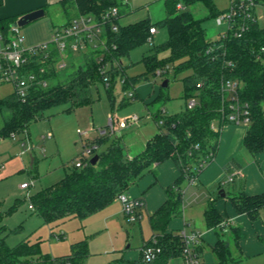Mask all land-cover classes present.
<instances>
[{"label": "trees", "instance_id": "1", "mask_svg": "<svg viewBox=\"0 0 264 264\" xmlns=\"http://www.w3.org/2000/svg\"><path fill=\"white\" fill-rule=\"evenodd\" d=\"M2 1L0 0V5ZM60 3L65 11L73 5L77 14H92L97 19L113 5L119 8L121 14L120 6L123 4L121 0H61ZM177 3L182 7L178 8ZM195 3H202L207 16L211 17H216L225 10L217 8L214 0H164L165 16L157 22L143 18L128 24L118 23L115 31L106 25L104 36L107 49L102 52L101 63L109 64L106 70L108 84L102 80L99 71L101 63L97 59L100 50H87L81 52L83 63L78 65L66 81H57L47 86L35 84L29 88L24 99L17 97L14 90L0 98V113H10L0 128V136L10 135L26 127L30 121L40 117L44 109L53 105L70 102V109L89 102L91 86L99 80L111 92L119 77L122 80L121 89L125 91L139 79H146L148 73H154L156 68L163 66L158 58L159 52H168L167 61L173 63L175 74L190 70L182 78V96L185 100L194 98L195 105L191 108L185 106L177 113L163 115L161 124L158 123L160 132L147 140L142 151L129 156L120 143L113 139L98 154L95 164L87 162L81 168L73 165L61 180L30 196L34 211L44 223L51 224L68 217L83 218L98 211L116 199L119 193L126 192L151 166L171 157L180 167L181 173L167 188L166 200L149 215L153 233L145 242L155 238L160 252L150 262H143L142 257L141 261L144 264H165L168 258L181 254L182 237L178 233H167L165 229L174 216L181 214V183L187 180L188 174L197 168L207 153L215 154L217 149L220 132L212 130L210 122L220 118L219 87L222 78L241 83L239 98L249 106L250 121L243 139L244 147L252 154L264 151V50H260L261 47L264 49V26L261 27L254 21L249 23L248 29L241 36H236L234 29H227L224 37L220 35L215 39H208L201 19L195 17L189 9ZM18 17L13 15L0 18V33L7 36L10 25ZM157 25L166 28V39L143 55V73L125 76L121 56L146 42L151 37L150 27L156 28ZM50 57V61L58 57L53 47L50 49ZM50 61L48 60L49 63ZM31 62L28 68L35 72L40 65L45 64L34 57ZM56 71L50 66L41 77L49 79L56 75ZM159 97L163 95L159 94L157 98ZM106 138L107 135L101 136L96 141L100 144ZM195 144H198L197 148L194 147ZM233 162L231 160L230 164ZM134 199L143 204L142 198ZM232 203L238 213H246L249 218L254 219L259 210L264 208V192L254 195L241 193L232 198ZM142 204L137 207L139 216ZM204 218L209 228L218 227L223 222L212 204L205 208ZM4 231L0 226V264H82L88 253L86 240H78L70 244L68 253L56 257L39 254L35 245H29L25 241L13 246L7 245V234ZM199 246L196 247L198 255ZM34 254L39 256L31 259L30 256Z\"/></svg>", "mask_w": 264, "mask_h": 264}, {"label": "rangeland", "instance_id": "2", "mask_svg": "<svg viewBox=\"0 0 264 264\" xmlns=\"http://www.w3.org/2000/svg\"><path fill=\"white\" fill-rule=\"evenodd\" d=\"M214 1L221 8L227 5L229 0ZM120 9L123 13L119 18L122 24L135 22L143 18H149L152 22H157L165 16L164 0H127V4L123 3ZM189 9L195 17L201 19V25L204 27L208 39H215L226 30V22L223 20L218 24L216 17L207 16V11L202 3H195ZM69 12L68 15L62 13L61 6L54 3L45 10L43 17L24 26H18L19 34L24 38L23 45L29 47L42 43H30L33 32L37 31L38 28L43 29L37 22L47 21L46 23L49 26H47V30H49L51 26L58 27L71 17L73 12ZM258 23L260 26L264 25L262 16L259 17ZM156 29V33L151 34V41H146L130 50L128 54L121 56L120 62L125 76H133L145 71L142 61L143 55L149 53L155 45L163 42L167 37L165 27L157 25ZM49 39L47 38L45 41ZM64 54L66 66L58 69L56 75L48 79L49 85L57 81H66L75 72L78 65L83 63L81 52L65 51ZM167 56V51L158 53V58L162 61L163 67L168 66V71L165 74L159 75L150 72L147 74L146 79H139L125 91H122L120 87L119 77L116 78L111 92L99 80L91 86L89 102L75 105L70 109H68L70 102L53 105L44 109L41 116L30 121L26 127L15 131L14 137L11 135L0 136V166H2L0 169V226L5 229L4 232L7 234L5 237L7 245L13 246L25 241L29 245H35L39 254L59 255L69 251L70 243L77 239V232L82 233L84 231L81 237L88 241V261L90 263H114L115 257H119L124 253L133 254L137 251L136 243L139 237L136 238V235L129 230L130 226L128 224L127 226L123 224L124 228H120L112 223L109 230L103 232L93 231L90 234L86 232L85 228L87 218H91L88 215L81 220L71 218L46 224L34 209L29 208L30 196L40 189L61 180L65 172L73 167L74 159L80 155L82 142L87 141L84 136H82L84 139L81 140L82 137H79L77 130H88L90 125L94 127L107 125L110 94H113L116 101L119 102L118 100L123 95L127 97L124 93L129 90L133 91V98L127 97L125 98L127 99L126 103L120 105L116 103L114 105L112 117L116 120L135 114L138 116V120L124 127H119V130L109 134L105 140L97 144L91 155L99 154L105 150L115 137H118L125 153L129 151V153L135 154L138 152L135 147L140 139L149 137L159 131V118H162L165 114L180 112L185 108L186 100L182 96V78L188 75L190 70L175 74L173 63L167 61ZM164 79H167V85L161 86ZM12 87V83L1 81L0 98L8 94ZM159 94H162L163 97L157 98ZM9 114V111L0 113V128ZM116 124L117 121H115ZM235 127L247 129L248 124L224 122L221 125V132L223 131V135H225L228 130L230 131ZM47 133L50 135L47 136ZM95 135V132H91L85 136L92 138ZM238 146L239 149L245 150L241 140ZM216 154L217 151H215L210 163L214 162ZM208 165L205 164L202 170ZM202 170L193 183L189 184L188 180L183 181L182 189L184 193L186 186L198 183L197 179ZM31 181L34 185L31 183L26 188L20 187V183H30ZM231 183L226 184L225 182L223 184L222 182L221 188L226 189ZM185 201L186 199H184V203ZM196 201L198 203L199 199ZM260 217L264 223V210L261 211ZM142 223L143 237L147 238L150 230L144 213ZM222 234L230 246L233 247L232 231L222 232ZM260 243L263 244L262 241ZM112 247L119 249L118 252H112ZM39 254H34L30 258L36 259ZM232 255L236 257L240 254L234 250ZM236 264H264V252L247 258L242 256Z\"/></svg>", "mask_w": 264, "mask_h": 264}, {"label": "crops", "instance_id": "3", "mask_svg": "<svg viewBox=\"0 0 264 264\" xmlns=\"http://www.w3.org/2000/svg\"><path fill=\"white\" fill-rule=\"evenodd\" d=\"M60 1L61 0H3L2 4L0 5V18L13 15L20 16L25 12L40 7L44 9V16L45 10L50 5L58 3L61 6L62 13L68 15L70 13L69 11L73 12L71 14L72 16L66 19L64 22L66 23L68 20H70V18L77 15V10L75 6L70 5L65 11L64 6H62ZM121 1L127 4V0ZM255 1V22L259 25V17L262 16L264 18V6H262L264 4V0ZM229 2L230 0L228 3ZM228 3L221 8H219L217 5L216 6L219 9H226L228 7ZM122 14L123 13L121 10L120 16H122ZM120 21L121 19H118V22L122 24ZM46 22L47 21L45 20L37 22L38 25H41L43 29L38 28L37 31L33 32V36L30 38L32 42L30 40V43L43 42L47 40V38H50L49 35L51 36L54 26H51L49 30H47L48 23ZM13 90L14 89L12 87V90L8 94L12 93ZM110 96V108H108L109 115L112 114L113 107L116 103L120 105L127 102V99H125L127 97L124 95L120 100H118L119 102L116 101L113 94ZM117 120L118 119H116V121ZM77 122L79 121L77 120ZM92 126L93 125H90L89 129ZM119 129L120 128L116 126L114 131L109 130L107 136ZM247 129L235 127L230 131L228 130V133L225 134L226 136L223 135V131H219L220 134L216 149L217 154L214 162H208L206 164L209 165L199 174L197 179L198 183L186 186L184 193L185 195L183 194V206L181 214L174 216L166 226L165 232L167 233L179 234L182 230H184L186 233L197 232L200 235L199 258L201 264H236L238 261H240L242 256L247 258L259 255L260 253L264 252V223L262 222V219H260L261 211H263L264 208L259 210L257 217L251 219L246 213H238L232 203V198L238 196L241 193L254 195L264 192V151L252 154L244 147L243 139ZM91 132L94 131H90L89 134ZM158 132H160V128L159 131L153 133L151 136L140 139L135 149L138 150V152L142 151L147 140L152 138V136ZM223 136H225L224 140H222ZM114 139L118 141V137H115ZM240 140L245 150L239 149L238 144ZM126 154L129 156L134 155L129 153V151H127ZM231 160L234 161L233 164H230ZM226 165L227 168H225ZM180 173V167L176 161L169 157L163 162L151 166L136 183L131 185L126 190V193L130 197H140L143 200V204L139 207L140 216L135 221L129 222L126 220L123 213L122 204L117 198L98 211L88 215V217L91 216V218H87L88 220H86L85 228L86 232L89 234L93 231L103 232L104 230H109L110 225L113 223L120 228H124L123 226H127L128 224L130 226L129 230L136 235V238L137 236L139 237L136 243V252L133 254L124 253L119 257H115L114 263L110 264H144L141 261V246L150 239L153 233L148 217L166 200L167 188L180 175ZM229 176H232V180L226 181ZM222 182L223 184L225 182L226 184L229 182L232 183L229 184L226 189H222ZM22 183H20V185ZM31 183L33 184L31 181L28 183V186ZM181 185H183V182ZM184 199H186L185 203ZM197 199H199L198 203L197 201L195 202ZM209 204H212L215 207L223 220L222 225L215 228L207 227L205 222L204 210ZM143 213L146 216L150 230V234L147 238L143 237ZM71 218L76 219L78 217H68L65 219ZM78 219L81 220L82 218ZM217 229H219V231H217ZM229 230L233 233V247L230 246L222 234V232H228ZM82 233L84 234V231ZM82 233H80V231L77 232V239H74L73 242L78 240H86L85 238L81 237L83 235ZM260 241H262L263 244H261ZM86 242L88 253L83 258L82 264H96L90 263L88 261L89 246L87 240ZM118 250L119 249L113 247L111 249L112 252H118ZM234 250L240 255L233 257L232 253ZM65 253H61L59 255ZM59 255H53L51 257H56ZM151 264H156V262ZM165 264H184V261L181 254H178L168 258Z\"/></svg>", "mask_w": 264, "mask_h": 264}, {"label": "built area", "instance_id": "4", "mask_svg": "<svg viewBox=\"0 0 264 264\" xmlns=\"http://www.w3.org/2000/svg\"><path fill=\"white\" fill-rule=\"evenodd\" d=\"M254 0H230L229 6L223 12L216 16V22L220 24L223 20L226 22V30L234 29L236 36H241L249 26V23L255 21L254 15ZM176 6L181 8L182 5L177 3ZM120 17L119 8L115 5L109 7L103 12L99 19L92 14H77L70 18V20L58 27H53L50 39L44 41L38 45H31L26 47L23 45L24 38L19 34V27L11 24L8 30L7 36L0 33V81L12 83L14 92L17 97L24 99L30 87L35 84L47 86L49 84L48 79L41 77L48 68L58 70L66 66L65 51L67 52H85L87 50H100V55L97 59L99 63L103 62L102 52L107 49L106 40L104 36L105 26L108 25L110 30L115 31L118 28V19ZM225 30V31H226ZM150 33L156 32L155 27H150ZM225 31L220 34L224 37ZM147 41H151V37H148ZM55 48L57 52V59L50 61V49ZM263 51V47L260 48ZM208 52V51H206ZM37 59L44 65L38 67V71L30 70L29 65L32 64L31 58ZM34 60V59H33ZM50 61V63L48 62ZM46 63H49L48 65ZM109 68L108 62L101 63L99 71L102 74V80L105 84L109 83V78L106 74V70ZM168 71V66L158 67L155 69V74H165ZM122 80H120L121 84ZM241 83L237 80L230 78H222L220 81V96L221 106L219 108L220 118L214 119L210 122V128L214 131H220L221 125L224 122H235L248 124L250 121L249 106L245 101L240 100L238 90ZM129 98L134 97V92L129 90L126 93ZM195 105L194 98H188L186 100V107L191 108ZM138 120V116L131 114L117 120L115 125L114 118L110 114L107 118V125L105 126H92L88 130H77L79 137L84 136L87 141L82 142V149L80 155L74 159L73 165L81 168L87 162H89L91 154L97 147L96 139L108 134L109 130L114 131L115 127H124L129 123ZM162 118L158 119V123L161 124ZM90 131H94L96 135L89 138L85 135H89ZM14 137V133L10 134ZM50 134L47 133V136ZM43 137V136H42ZM84 137L81 138L84 139ZM195 148L198 144L194 145ZM214 157V153L209 152L206 154L203 160L200 161L197 168L192 173L188 174L187 180L193 183L197 178L200 169H203L204 165L210 162ZM2 166H0L1 169ZM232 180V176H229L226 181ZM22 188L27 187L28 183H22ZM183 194L184 191L182 190ZM117 199L122 204L124 216L127 221L132 222L138 219L137 207L142 204V201H138L130 197L126 192L119 193ZM29 208L33 209V205L30 203ZM180 236L183 239V247L181 250V256L184 264H201L198 252L196 250L197 245L200 244V235L197 232L186 233L182 230ZM160 252V247L156 245V239L153 238L148 243H144L141 248V257L143 262H150L156 258Z\"/></svg>", "mask_w": 264, "mask_h": 264}, {"label": "water", "instance_id": "5", "mask_svg": "<svg viewBox=\"0 0 264 264\" xmlns=\"http://www.w3.org/2000/svg\"><path fill=\"white\" fill-rule=\"evenodd\" d=\"M43 14H44V9L42 7L25 12L16 19L13 25L24 26L28 24L29 22L40 18L41 16H43ZM167 82H168L167 79H164L161 83V86H166ZM97 159H98V154H93L90 157L89 162L91 164H95Z\"/></svg>", "mask_w": 264, "mask_h": 264}]
</instances>
